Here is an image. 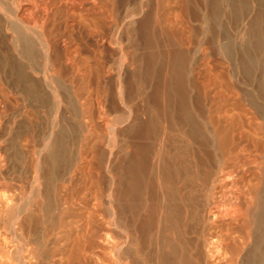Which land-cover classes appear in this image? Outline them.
Returning a JSON list of instances; mask_svg holds the SVG:
<instances>
[{"label": "bare ground", "instance_id": "bare-ground-1", "mask_svg": "<svg viewBox=\"0 0 264 264\" xmlns=\"http://www.w3.org/2000/svg\"><path fill=\"white\" fill-rule=\"evenodd\" d=\"M0 264H264V0H0Z\"/></svg>", "mask_w": 264, "mask_h": 264}, {"label": "rangeland", "instance_id": "rangeland-1", "mask_svg": "<svg viewBox=\"0 0 264 264\" xmlns=\"http://www.w3.org/2000/svg\"><path fill=\"white\" fill-rule=\"evenodd\" d=\"M139 17V16H138ZM190 50H193V47H188ZM198 52V51H197ZM197 54H199L200 55V53L198 52ZM15 100V99H14ZM11 101H13V100H11ZM18 101H20V100H18ZM14 103H16L17 102V99L15 100V101H13ZM13 102H11V104H10V106H11V109H9L10 111H12V110H15L16 108H15V106L14 105H12L13 104ZM19 103V102H18ZM17 104V103H16ZM21 104V106H22V103H20ZM12 106H13V109H12ZM17 106H19L20 107V105L18 104ZM9 108V105L8 106H6V112H9L7 109ZM18 109V108H17ZM42 114H44L46 117H48L49 118V116L48 115H46V113H43L42 112ZM73 145V146H72ZM71 146V151L73 150V152H75L76 150H75V145L74 144H72ZM130 148V147H129ZM115 149V148H114ZM75 150V151H74ZM128 150H130V149H128Z\"/></svg>", "mask_w": 264, "mask_h": 264}]
</instances>
